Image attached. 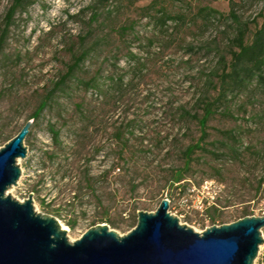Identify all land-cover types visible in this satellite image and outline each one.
Here are the masks:
<instances>
[{
    "label": "rangeland",
    "instance_id": "obj_1",
    "mask_svg": "<svg viewBox=\"0 0 264 264\" xmlns=\"http://www.w3.org/2000/svg\"><path fill=\"white\" fill-rule=\"evenodd\" d=\"M151 1L124 0L118 7L116 20L93 29L92 35L85 37L84 48L92 50L91 58H98L90 72L100 67L103 58H126L128 49L137 54V58L154 59L155 62L148 64L143 72L137 98L131 92L116 107L109 105L101 110L98 100L89 92L73 90L69 95L58 96V109L45 110L38 119L32 120L25 142L27 156L17 161L20 178L17 185L6 192L22 203L33 195L31 186L42 180L40 199L45 204L50 203V209L58 210L59 215H53L35 195L32 196L33 209L54 217L67 229L70 242L98 224H106L110 230L123 236L134 228L129 226L127 219L133 206L137 205L136 215L139 211L154 212L162 199L169 201L170 215L197 233L246 216H264V86L256 83L229 93L209 125L208 132L220 141L225 132L233 134L237 141L234 157L215 160L204 155L199 165L191 170V177L183 189L176 185L162 187L177 163L171 140L179 126L182 133H192L194 138L198 136L194 124L179 125L170 117L171 108L184 104L190 110L195 106V99L204 92L205 80L217 68L219 56L226 53L228 40L233 34L234 25L228 17L229 12L233 10L240 22L253 31L261 23L264 0H171V11L183 10L189 14L187 25L176 33L171 22L168 29L160 30L148 19L141 18L144 14L141 7ZM162 2L164 0H157L158 4ZM88 4L89 0H37L25 13L13 17V23L0 44V148L29 120L45 90L60 77L70 58L79 51L78 37L87 27L83 30L69 21L68 16ZM9 6L10 0H0V33ZM204 7L220 12L224 18L207 22L198 15ZM125 21L137 22L136 33L122 40L116 30ZM186 61L190 63L185 64ZM124 65L120 60L119 68ZM103 67L106 69L107 64ZM140 89L144 90L143 95L146 90L151 94L147 102L143 103L141 96L138 97ZM78 103L91 117L100 118L95 125L90 119L88 134L91 143L80 158H76L71 150L76 144L78 130L85 124L81 123L76 110ZM225 111L229 117L223 116ZM101 112L103 116H99ZM134 117L137 118V128L146 132L143 147L139 137L134 142L137 145V191L129 193L118 170L105 181L100 180L98 195L102 204L110 208L108 216L114 226L97 223L103 210L94 209L91 199L73 198L72 191L79 183L77 173L89 170L90 176H97L106 170L109 161L102 154L88 162L92 144L107 145L111 130L125 123V118ZM49 125L59 131L63 153L57 162L67 159L72 163L74 178H60L61 171L56 172V164L47 165L46 169L40 167L42 152L52 148ZM262 234L264 238V230ZM253 264H264V244Z\"/></svg>",
    "mask_w": 264,
    "mask_h": 264
},
{
    "label": "trees",
    "instance_id": "obj_2",
    "mask_svg": "<svg viewBox=\"0 0 264 264\" xmlns=\"http://www.w3.org/2000/svg\"><path fill=\"white\" fill-rule=\"evenodd\" d=\"M123 1L89 0L87 6L78 10L74 15L68 16L69 21L77 24L83 30H86L85 27H87V30L82 33L83 35L81 34L78 37L81 47L65 65L64 72L60 77L53 82L49 89L45 90L29 120L38 119L45 110L53 111L58 109L57 97L69 95L73 90L89 92L90 95L98 100L101 110L109 105L116 107L131 92L137 98V88L140 87L141 80L144 77L143 72L146 71L148 64L155 62L153 58H137V54L128 49L126 58H103L100 67L96 71L90 72L92 65L95 63L94 60L98 58H91L93 57L92 50L84 48L85 37L89 34L92 35L93 29L99 28L106 22H111L119 17L118 7L122 5ZM36 2L37 0H10V6L5 14L4 26L0 33V44L6 36L8 28L13 23L15 14L25 13ZM171 3V0H164V2L158 4L157 0H152L149 4L141 7V11L144 12L141 18L148 19L150 24H154L160 30L168 29V23L171 22L175 33L180 32L187 25L189 14L183 10L171 11L169 9ZM113 5L115 7L111 8ZM156 6H160L159 9ZM198 15L207 22L224 18L220 12L208 7L201 8ZM228 17L234 25L233 34L228 40L226 53L219 56L220 60L217 62V68L211 77L208 76L205 80L204 92L195 99V106L190 110L184 104H178L171 108L170 117L179 125L194 124L198 136L194 138L192 133H182V127L179 126V131L173 135L171 140L172 152L176 155L177 163L169 171L170 174L165 179L163 188L166 185L172 187L176 185L175 187L183 189L184 183H187L186 181L191 177V170L199 165L198 162L204 155H209V158L215 160L220 157H234L233 154L237 151L235 146L237 141L233 134L225 132L223 140L220 141L208 132L209 125L227 101L229 93L241 87H246L251 83L264 86V7L261 14V23L254 27L253 31L250 30L248 25L240 22L239 17L233 10L229 12ZM136 23L122 22V25H119L116 30L118 38L126 40L131 35H134L136 33L134 31ZM120 60H123L125 64L122 68L118 66ZM187 62L184 63L187 64ZM106 64L107 67L104 69L103 66ZM104 75L106 76L104 77ZM214 78L216 82H214ZM142 91L144 90L140 89L138 97L141 96V101L144 103L149 100L151 94L146 90L143 95ZM171 103L174 105L173 102ZM76 110L82 119L81 123L85 124L78 130L76 146L73 145L71 150L76 158H80L82 152L91 143L88 134L89 121L91 119L92 124L95 125L99 117L96 115L91 117L89 113L87 114L81 103L76 105ZM103 114L101 112L99 116H103ZM223 116L229 117L228 111H225ZM126 119L125 123H120L111 130L108 146L92 144L91 159L88 162L102 154L103 158H107V161H109L107 169L101 171L97 176H90L89 170L78 172L79 183L72 191L73 198L91 199L94 202V209L100 208L103 210L101 216L96 220L98 221L97 223H107L111 226L114 225L108 216L110 208L102 204L103 201L101 196L98 195L97 184L100 180L105 181L111 173L118 170L123 175L122 177L125 186L129 188V193H135L137 191V150L135 149L137 145L134 142H137V137H139L138 141L143 147L146 139L144 136L146 132H143L142 128H137V118ZM48 130L52 148L50 151L42 152L41 169H46L47 165L52 167L56 164L58 167L56 172L61 171L60 178L65 176L74 178L72 175L75 172H73L72 163H69L67 159L57 162L60 159V153H63L59 141V131L52 125H49ZM187 138L188 140H185ZM41 181L39 180V182L31 186L30 192L36 196L41 204H45V201L40 199V193L42 192ZM45 206L49 209L51 207L50 203L45 204ZM49 211L55 216L59 215L56 209H50ZM136 211L137 205L132 207L131 214L127 218L129 219L130 227H135L137 223ZM70 226L72 227V225Z\"/></svg>",
    "mask_w": 264,
    "mask_h": 264
},
{
    "label": "water",
    "instance_id": "obj_3",
    "mask_svg": "<svg viewBox=\"0 0 264 264\" xmlns=\"http://www.w3.org/2000/svg\"><path fill=\"white\" fill-rule=\"evenodd\" d=\"M28 120L0 148V264H253L264 244V216H246L201 233L181 225L162 199L154 212H137V223L119 236L106 224L70 242L59 222L6 194L16 186L18 160L27 156Z\"/></svg>",
    "mask_w": 264,
    "mask_h": 264
},
{
    "label": "bare ground",
    "instance_id": "obj_4",
    "mask_svg": "<svg viewBox=\"0 0 264 264\" xmlns=\"http://www.w3.org/2000/svg\"><path fill=\"white\" fill-rule=\"evenodd\" d=\"M61 228H62L63 230H65V231L67 230L64 226H61Z\"/></svg>",
    "mask_w": 264,
    "mask_h": 264
}]
</instances>
